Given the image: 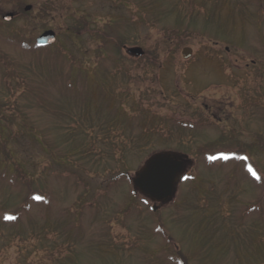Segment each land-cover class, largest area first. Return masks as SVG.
I'll return each instance as SVG.
<instances>
[{"label": "rangeland", "instance_id": "374dc122", "mask_svg": "<svg viewBox=\"0 0 264 264\" xmlns=\"http://www.w3.org/2000/svg\"><path fill=\"white\" fill-rule=\"evenodd\" d=\"M0 264H264V0H0Z\"/></svg>", "mask_w": 264, "mask_h": 264}, {"label": "water", "instance_id": "95a60500", "mask_svg": "<svg viewBox=\"0 0 264 264\" xmlns=\"http://www.w3.org/2000/svg\"><path fill=\"white\" fill-rule=\"evenodd\" d=\"M32 6H26V10ZM12 14H7L5 20H10ZM56 41V33L46 30L36 39L38 45H48ZM128 54L136 57L142 56L145 51L140 46L127 48ZM183 57L188 59L193 51L185 47ZM186 163L182 154L176 152H156L151 155L136 172L133 178L134 194L138 191L148 199L158 203L170 202L177 191V184L183 178Z\"/></svg>", "mask_w": 264, "mask_h": 264}, {"label": "trees", "instance_id": "16d2710c", "mask_svg": "<svg viewBox=\"0 0 264 264\" xmlns=\"http://www.w3.org/2000/svg\"><path fill=\"white\" fill-rule=\"evenodd\" d=\"M129 115H127V117H128ZM131 143H132V141H131ZM132 145H133V143H132ZM115 149V148H114ZM115 150H117V149H115ZM117 154L119 155V154H121L120 152L118 153V152H114V155H116L117 156ZM120 159H121V156H119V160H118V158H117V160H118V163H119V161H120ZM117 163V164H118ZM14 176V178L16 179V180H12V183L13 182H15V181H20L19 179H18V175H16V173L13 175ZM21 179H23V183H21L22 185H25V186H28V192H27V194H26V197L24 198V201H23V203L22 204H19L18 205V207L19 208H16V211H14L15 213H17V212H19V210H21V209H23L22 207L26 204L27 206L29 205V200L31 199V197L34 195V196H38V194H37V192L36 191H34V190H32V187H33V185H34V183H35V181L34 180H30L29 181V179L28 178H26V177H23V178H21ZM19 213H17L16 215L18 216V218L20 217V215H18ZM12 215V212L10 213H8L7 214V217H9V216H11ZM17 216H15V217H17ZM12 217V216H11ZM15 217H13V218H15Z\"/></svg>", "mask_w": 264, "mask_h": 264}, {"label": "snow or ice", "instance_id": "6c2138e0", "mask_svg": "<svg viewBox=\"0 0 264 264\" xmlns=\"http://www.w3.org/2000/svg\"><path fill=\"white\" fill-rule=\"evenodd\" d=\"M221 158L227 159V156H225V155L222 154ZM210 159H215V157H210ZM243 159H247V158L244 157ZM248 170H249V172L252 173V175H253L256 179H259V178H260V177L257 175V173L255 172V170L252 169L251 166H249ZM37 199H42V197H37ZM6 218L11 219V218H13V217H6Z\"/></svg>", "mask_w": 264, "mask_h": 264}, {"label": "flooded vegetation", "instance_id": "af4514ba", "mask_svg": "<svg viewBox=\"0 0 264 264\" xmlns=\"http://www.w3.org/2000/svg\"><path fill=\"white\" fill-rule=\"evenodd\" d=\"M25 7H26V6H25ZM7 14H8V13H7ZM7 14H5V15H4V17H5ZM10 14H12V15H13V16H12V18H13V17H14V14H13V13H10ZM12 18H11V19H12ZM11 19H10V20H11Z\"/></svg>", "mask_w": 264, "mask_h": 264}]
</instances>
